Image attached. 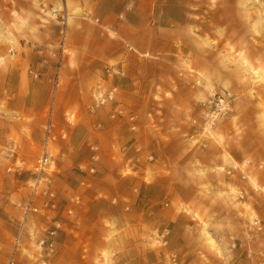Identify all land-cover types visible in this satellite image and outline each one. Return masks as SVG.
<instances>
[{"label":"rangeland","instance_id":"obj_1","mask_svg":"<svg viewBox=\"0 0 264 264\" xmlns=\"http://www.w3.org/2000/svg\"><path fill=\"white\" fill-rule=\"evenodd\" d=\"M33 3L35 14L26 0H0V264H264V0H147L149 40L175 28L179 56L161 71L173 78L167 83L180 107L191 91V168L210 141L222 153L216 186L204 177L196 186L191 175L198 191L186 206L173 203L166 188L146 189L152 181L141 178V160L120 167V188L101 177L110 139L85 136L102 132L106 121L137 131L138 116L123 101V65L106 64L100 79L78 71L67 47L71 15L61 4ZM157 46L164 55L171 50ZM142 82L132 81L135 90ZM109 93L113 100L95 107ZM224 93L231 113L210 118L208 102ZM240 120L258 129L240 135ZM43 155L49 164L39 175ZM232 156L241 164H226ZM233 172L254 188L223 189ZM32 197L36 212L28 211ZM176 212L185 220H162ZM93 221L100 237L81 238L91 235Z\"/></svg>","mask_w":264,"mask_h":264},{"label":"crops","instance_id":"obj_2","mask_svg":"<svg viewBox=\"0 0 264 264\" xmlns=\"http://www.w3.org/2000/svg\"><path fill=\"white\" fill-rule=\"evenodd\" d=\"M33 1L26 0L27 11L31 14H35ZM43 1L55 6L61 4L71 15L67 24V47L73 53L69 59L79 64L78 71H87L100 79L106 64L123 65L126 75L123 101L126 108L138 116L137 131L132 134L124 124L106 121L102 132H93L91 136L89 134L85 136V140L91 143L96 138L101 139L102 136H106L113 146L108 147L107 158L100 154L98 166L102 173L101 177L107 176V181L116 183L120 188L122 186V179L118 176L120 167L124 165L133 168L132 162L141 160L147 171L141 173V178L146 174L152 181L146 189L170 190L172 201L177 206L180 203L185 206L191 204L189 193L192 190L198 191V188L191 187V175L197 179L196 186H199V181L203 180L201 177H204L203 183L210 182L212 187L216 186L217 178L214 177L220 176L217 164L223 163L222 153L210 141L208 150L196 159L199 167L191 168V91H188L185 106L180 107L175 103L174 87L171 82L167 83L173 78L161 71L164 63L174 65L177 61L174 56H179L178 50L173 47L176 37L175 28L171 26L170 29H166V35H157L155 39L149 40L148 32L152 25L150 27L148 24L147 0ZM132 1H135L136 5L133 9L130 7ZM18 9L25 10L22 7ZM92 18L97 22H92ZM153 44L156 46L165 44L164 48L170 45L171 50L164 55L163 50L157 48L158 46L154 48ZM150 53L151 59L146 58L145 56ZM135 80L144 81L138 90L132 85V81ZM164 81L168 87L163 86ZM241 94H245V90ZM249 105L252 111H255L254 103L249 102ZM238 123L241 129L240 135H249L250 128L258 129L254 121H247L245 124L240 120ZM86 141L83 143L88 144ZM84 150L88 148L84 147ZM74 156L73 162L79 164L80 159H77V154ZM234 157L232 156V162L227 161L226 164H241L240 160ZM221 182L225 190L232 188L245 190L249 186L254 188L253 184L244 177H239L238 172H233L228 177L225 175ZM98 185L103 186L102 183ZM143 214L144 218L149 216L148 211ZM162 220L180 223L185 220V216L177 212L166 213ZM96 227H98L97 223L93 221L90 228L91 235H81V238H99ZM81 255L83 256V253ZM16 258L20 261L21 253L16 254Z\"/></svg>","mask_w":264,"mask_h":264},{"label":"built area","instance_id":"obj_3","mask_svg":"<svg viewBox=\"0 0 264 264\" xmlns=\"http://www.w3.org/2000/svg\"><path fill=\"white\" fill-rule=\"evenodd\" d=\"M112 100H113V95L111 93H109L107 95H104V96H99L96 99L95 107L102 106L106 102L112 101ZM208 110H210V112H209L210 113V118L225 117L226 115H229L231 113V99H230V96L228 94H225V93L212 96L210 101L208 102ZM117 113H118V115L122 114V111L119 110ZM126 119H127L128 123H129V127H130L131 131H135L136 124H135L134 115H132V114L126 115ZM48 164H49L48 158L45 155H43L37 161L35 170L40 175L41 173H43L45 167ZM34 183L35 184L33 185V191H35V189L37 188L39 181L36 180ZM48 196H49V198H52L53 194L49 193ZM32 200H33V197L29 201L28 211L36 212V209L31 207L32 206ZM51 234H53V233H51ZM17 242H18V238L16 240V243ZM42 244H44V241H41V245ZM51 246H52L51 244H48L49 248H51ZM6 264H14L13 258H11L9 261H7Z\"/></svg>","mask_w":264,"mask_h":264}]
</instances>
